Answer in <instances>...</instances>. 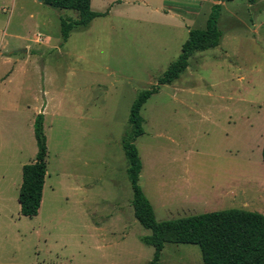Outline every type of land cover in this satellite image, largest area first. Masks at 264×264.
<instances>
[{
    "label": "rangeland",
    "instance_id": "rangeland-1",
    "mask_svg": "<svg viewBox=\"0 0 264 264\" xmlns=\"http://www.w3.org/2000/svg\"><path fill=\"white\" fill-rule=\"evenodd\" d=\"M217 2L91 0L105 14L63 39L60 18L75 11L0 0V264L151 263L122 138L139 92L157 84L191 29L206 28ZM217 25L219 44L192 54L140 110L139 185L157 221L220 210L213 187L234 189L224 209L264 214V0L222 2ZM38 113L47 174L39 213L27 218L17 197ZM189 180L205 198L196 211L186 200L171 201L177 214L165 210L159 196ZM182 258L202 262L199 246L165 243L159 257Z\"/></svg>",
    "mask_w": 264,
    "mask_h": 264
},
{
    "label": "trees",
    "instance_id": "trees-1",
    "mask_svg": "<svg viewBox=\"0 0 264 264\" xmlns=\"http://www.w3.org/2000/svg\"><path fill=\"white\" fill-rule=\"evenodd\" d=\"M211 6L205 29H191L182 44L178 57L169 64L157 79V84L139 92L131 105L129 123L131 130L122 138V146L129 161L128 177L133 191L132 206L139 223L151 234L142 240L154 248L150 264H159L160 253L165 243L198 245L203 264H264V214L240 208H229L186 217L157 221L150 201L139 185L142 168L135 140L144 134L143 118L140 114L143 104L159 91V86L171 84L186 70L189 57L219 44L222 33L218 18L222 2ZM256 0H248L254 3ZM42 3L56 9H71L78 15L76 20L60 18L63 39L68 37L72 27H86L93 18L105 13L91 9V0H42ZM43 113L35 116L33 133L37 152L32 162L22 166V181L18 191L20 214L28 218L38 215L43 185L47 174L46 136L43 130ZM264 168V141L261 149Z\"/></svg>",
    "mask_w": 264,
    "mask_h": 264
},
{
    "label": "crops",
    "instance_id": "crops-1",
    "mask_svg": "<svg viewBox=\"0 0 264 264\" xmlns=\"http://www.w3.org/2000/svg\"><path fill=\"white\" fill-rule=\"evenodd\" d=\"M39 2L42 3V0L39 1ZM192 179H194V176L192 177ZM181 183H178V185L173 187V192L171 193V196L160 195L159 196L160 198L161 197L166 198V200L163 203H162V199H160V203H162V205L165 204V206H163L165 210L166 209L170 210V211L172 210V211H174L177 214L180 209H175L173 207V206H175V204L171 205V201H185L186 200L185 201V204H186L185 208H189L190 207V208L193 209L192 211H196L195 207H198L199 204L205 199L203 197L202 193L197 191V189H198L197 183L192 182L191 180H189V182L184 181V182H181ZM43 187H44V185H43ZM212 189L217 191L216 199H215V202H216V206L215 207L216 208L222 207V208H220V210H223L225 207H228V205H230V203L232 201H233V204H234V202H235V191H234V189L225 188V187L222 190H220V188L215 189L214 187ZM42 195H43V191H42ZM184 206L185 205H183L182 207L184 208ZM183 208H181L182 211H183ZM229 208H227V209H229ZM183 213H185V212H183ZM180 260L184 261L183 262L184 264H203L202 262H199V261H196V260L194 261V260L189 259V258H182ZM174 261H176V259H174L173 261H167V262H161V260L159 259V264H175V263H173Z\"/></svg>",
    "mask_w": 264,
    "mask_h": 264
},
{
    "label": "bare ground",
    "instance_id": "bare-ground-1",
    "mask_svg": "<svg viewBox=\"0 0 264 264\" xmlns=\"http://www.w3.org/2000/svg\"><path fill=\"white\" fill-rule=\"evenodd\" d=\"M261 202H264V199H261Z\"/></svg>",
    "mask_w": 264,
    "mask_h": 264
},
{
    "label": "water",
    "instance_id": "water-1",
    "mask_svg": "<svg viewBox=\"0 0 264 264\" xmlns=\"http://www.w3.org/2000/svg\"><path fill=\"white\" fill-rule=\"evenodd\" d=\"M38 1H41V0H38Z\"/></svg>",
    "mask_w": 264,
    "mask_h": 264
}]
</instances>
